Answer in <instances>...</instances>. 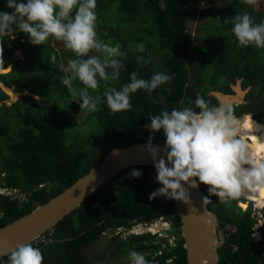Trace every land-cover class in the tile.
<instances>
[{
	"label": "trees",
	"instance_id": "trees-1",
	"mask_svg": "<svg viewBox=\"0 0 264 264\" xmlns=\"http://www.w3.org/2000/svg\"><path fill=\"white\" fill-rule=\"evenodd\" d=\"M215 1L226 9L232 6V11L238 13L247 11L255 23L264 21V1L244 9L240 8V0ZM114 3L119 4L117 11L120 21L127 25L136 24L132 33L146 36L147 40L143 41L140 36L137 39L145 44V51L141 53L121 38L119 29L111 31L110 35L117 39L127 55L120 58L124 68L120 71L119 79L109 81V84L119 90L130 82V73L133 71L142 79H150L156 72H164L172 79L151 95L143 89L131 94V110L113 114L106 104H101L99 110L90 112L87 118L96 119L89 135L80 129H71L62 116L64 107L72 108L75 113L81 111L82 102L79 99L67 94V103L60 106L49 97L47 81L55 84V92L64 91L65 86L60 82L64 73L57 67L53 75L51 66L47 65L46 79L42 75L38 76L34 87L26 83H21V86L14 83L19 77L15 75L16 70L20 71V64L25 66L31 57L23 48L29 42V37L19 31L16 32L17 39L6 36L3 41L4 63L0 64V70L9 66L11 70L0 74V82L6 87H15L18 93L28 91L39 99L25 96L8 108L4 105L0 107V186L25 194V200L21 202L0 195V228L61 193L100 163L112 148L148 142L150 135H154L153 142L164 139L162 130L155 134L147 130L149 116L163 110L179 109L187 105L189 100L194 101L198 95L214 105L218 104L205 95L212 88L204 92L201 89L205 87L195 89L197 69L201 73L200 81L212 84L218 77H243L244 85H252L251 94L263 97V105L256 106V109L234 107L235 114L250 113L252 110L264 123V49L238 47L231 23L220 25L216 31L217 36L225 35L222 38L223 48L192 46L189 41L188 23L198 15L205 22L216 11L215 7L202 10L201 0H97V23L101 13L108 11ZM0 11L13 10L7 7V0H0ZM216 38L199 31L196 40L214 42ZM148 49L156 55L155 62L147 54ZM17 50L22 53L23 61L13 58ZM190 50L193 52L191 56ZM68 56L74 57V53ZM137 57L150 58L151 63L146 65L142 61L138 62ZM59 62L56 61L57 64ZM101 89L103 92V82ZM6 99L7 95L0 89V104ZM21 104L26 107L23 108ZM80 135L86 138V142H82ZM134 169L141 172L139 178L130 175ZM40 185L42 187L39 188ZM159 187L156 170L150 166H134L118 174L55 226V236L60 241L42 247L44 264H95L104 262L106 256L117 257L132 250L147 254L149 259L154 258L155 264H186V252L180 237V218L175 214L173 201L163 196L149 200V195ZM200 188L204 197L208 196L207 186L200 184ZM209 199L211 202L207 203V207L217 215L221 228L234 229L218 250L219 264H264L260 257L253 255L254 249H250L251 245L255 249L260 246L264 248V241L256 242L252 237L256 220L252 218L250 210L242 211L236 206V200L231 201L229 206L220 203L216 196ZM258 201L254 203L258 204ZM160 219L168 225L166 232L174 237V242H169L168 237L157 238L146 232L131 234L125 240L117 236L111 240L113 245L103 254L93 259L89 257L87 249L100 244L104 232H114L118 228L129 231L138 225L149 226ZM0 264H9L8 256L0 258Z\"/></svg>",
	"mask_w": 264,
	"mask_h": 264
},
{
	"label": "clouds",
	"instance_id": "clouds-1",
	"mask_svg": "<svg viewBox=\"0 0 264 264\" xmlns=\"http://www.w3.org/2000/svg\"><path fill=\"white\" fill-rule=\"evenodd\" d=\"M240 2L255 6L258 0ZM7 7L13 11H0V64L4 63V38L15 39L14 32L26 34L33 45H43L50 37L62 42L76 58L69 59L67 64H57L53 56L51 62L64 73L60 82L74 96L78 95L81 109L96 112L101 104H106L113 114L128 111L133 107L131 94L143 89L151 95L172 79L164 72L142 79L133 71L130 82L119 90L109 84L119 79L124 68L120 58L127 53L119 42L107 43L98 36L97 0H7ZM224 23L232 24L238 47L264 49V21L255 23L245 11ZM135 51L143 53L145 44H136ZM137 60L146 65L151 63L150 58L137 57ZM74 81H79L82 87L74 88ZM101 82L102 94L92 95L90 90H98ZM148 119L147 130L152 134L162 130L165 137L163 149L153 143L154 135L148 137L145 146L161 185L149 195V200L163 196L190 206L189 188H198L200 184L208 188L203 204L216 196L220 203L230 206L233 200L264 193V153L256 152L264 144L261 138L264 126L257 124L251 114L237 117L232 103L214 105L198 95L179 109L163 110ZM130 175L139 178L141 172L134 169ZM8 258L9 264H44L41 249L31 242L16 245ZM128 261L155 264L154 258L149 259L147 254L136 250L130 251Z\"/></svg>",
	"mask_w": 264,
	"mask_h": 264
},
{
	"label": "water",
	"instance_id": "water-1",
	"mask_svg": "<svg viewBox=\"0 0 264 264\" xmlns=\"http://www.w3.org/2000/svg\"><path fill=\"white\" fill-rule=\"evenodd\" d=\"M1 85L9 88L0 82V89L3 92L5 91ZM233 91L236 95L211 91L209 96L215 99L218 104L232 103L238 105L243 103L244 93L241 92L239 86L233 88ZM16 93L18 99L25 96L32 97L28 91ZM33 97L35 99L37 96ZM14 102L9 101V103ZM153 143L161 149L164 147L158 142ZM146 144L147 142H141L126 147L112 148L104 155L100 163L90 168L85 175L79 177L61 193L47 202L37 205L26 215L1 227L0 258L8 256L16 245L30 242L44 232L55 228L59 222L78 209L83 202L121 172L134 166L154 168L150 154L146 151ZM189 192L192 200L190 206L181 201L172 200L175 214L180 218V237L186 252V264H219L218 250L226 243L220 221L217 215L208 209L207 203L203 204L204 195L200 185L198 188H189ZM239 205L243 208L246 204L239 203ZM262 219L255 224V229L259 228L258 225Z\"/></svg>",
	"mask_w": 264,
	"mask_h": 264
},
{
	"label": "rangeland",
	"instance_id": "rangeland-1",
	"mask_svg": "<svg viewBox=\"0 0 264 264\" xmlns=\"http://www.w3.org/2000/svg\"><path fill=\"white\" fill-rule=\"evenodd\" d=\"M258 1H264V0H258ZM118 6H119L118 3H114L111 5V8L108 11L101 13L100 20L97 23V34L105 42L114 44L117 42V39L115 37L111 36L110 33L113 30L116 31L119 29L121 38L126 39L128 41V44L130 47L135 48V45L140 43L137 41V39H139L140 34L137 35V33L136 34L132 33L135 31L134 26H136V24L127 25V24L123 23V21H120L121 17L117 11ZM248 6L249 5H245V4L241 3L240 8L244 9ZM210 7H215L216 11L212 15H210L208 17V19L205 20V22H204V19H200V16L198 15L195 20L188 23L187 34L189 36V41H190L192 46H201L202 45V46H205L206 48H211V47L217 48V49L223 48L224 42H222V40H223L222 38H224L225 35L222 34V36L221 35L217 36L216 31L220 27V25H222V26L228 25L229 23H227V24L224 23V20L229 19L231 17H234L238 13V11L237 12L232 11V10H234V8L232 6L231 7L229 6L228 9H226V8L222 7L219 3H217L215 0H201V9L202 10L208 9ZM217 17H219V19H217ZM205 25H206V27L204 28L203 26H205ZM129 26H132V27H130L129 31H128L127 28ZM199 31L200 32L203 31V35L212 34V36L214 35V37H217V38L214 40V42H211L207 39H203L202 42H198L196 40V37H197ZM130 34H134V35L131 36ZM13 35L15 36V39L18 38L16 32H14ZM226 35H228L227 32H226ZM140 37H142L143 41L147 40L146 36H140ZM23 48L25 49V52L27 54L31 55V57H29L27 59L28 63L25 66L20 64V71L17 72V70H16V72H15V75H19V77L17 76V80L14 83H18V85H20V86H21V83H26V85H29L32 87L36 86L37 77L40 75H42L43 79L45 80L46 79L45 68L47 65L51 66L50 70L52 71V74L54 75V73L56 71V67L51 62L53 56H55V57L58 56L56 61H60V62H63L65 64H67V61L69 59H75L76 58L75 54H74V57H69L68 54L72 53V52L66 50L64 48V45L62 42L57 41L51 37L43 45H33L29 42H26V44H24ZM192 53H193L192 50H190L189 56H191ZM91 54H97V53H91ZM147 54L150 57H152V62L156 61V55L152 54L151 49H148ZM13 58L20 60V61L24 60V57L19 50L15 51L13 53ZM10 70H11V66L8 67L7 69L3 70V71L1 70L0 74H5ZM207 77H209V73H208ZM223 80L224 79L222 77L221 78L218 77V79L214 80V84H212V82H209V83L211 85H215L217 88H219V87L221 88L225 85V81H223ZM204 82H206V81H204ZM46 85L48 87L47 90L48 91L50 90L49 91V95H50L49 97L53 98V101L57 102V104L60 106L61 105L63 106L67 103V100H68V98L66 97L67 94H69V96L71 95L73 98L79 99L78 95L74 96L72 93H70L67 90L66 87H64V91L62 90L61 92H55L54 91L55 90L54 89L55 84L52 81L51 82L47 81ZM73 87L78 89V88L82 87V85L80 84L79 81H74ZM195 89H199V88L195 87ZM207 89H209V87H205V89H201V92L202 91L204 92L205 90L207 91ZM53 93H54V95H53ZM90 93L92 95H99V94H102V89L100 87L95 92H92V90H90ZM5 94L7 95L8 98L3 103L0 104V107L4 105L6 108H8L9 106H11L12 104H14L15 102H17L19 100L18 94H16V92H15V87H10V89L5 91ZM35 100H38V99L35 98ZM9 101L10 102L15 101V102L9 103ZM51 101H52V99H51ZM23 106H24V104L22 105V107ZM25 107L26 106H24L23 108H25ZM252 112L254 113L255 111H252ZM25 113L26 112H24V114ZM89 115H90V112H88L86 109H82L78 113H75L72 110V108H70V107H64L62 110V116L71 129H75V130L80 129L83 133L87 132L90 135V129H94V125L96 124V119L92 118V117L87 119ZM253 117L256 121L263 122L257 115H253ZM80 138H81L82 142H86V138L84 136L80 135ZM12 198H14V197H12ZM251 198H252V196H251ZM240 202L247 204V206H250L252 208L250 210L252 217L258 218V217H260V214L264 215V213H263L264 209L262 211L258 210L255 207V203L246 201V199L244 197H241L239 200H236L237 205H239ZM242 210H243V208H242ZM159 224L160 223H155L154 226L147 227V228H149L148 230H151V232H150L151 234H154V233L157 234V232L161 229ZM158 228H160V229H158ZM258 230L260 231V229H258ZM128 235L129 234H123L121 236V238L125 240L130 236V235L129 236ZM161 235L164 236L165 238L168 237L169 242H171V243L174 242V237L169 236L167 232L161 233ZM110 236H111V234L106 236L105 237L106 239H104L105 240L104 245L106 246V249L104 248V250H107V248H109V246H111V244L113 245L112 241L110 240V239H112ZM156 237L159 238L158 236H156ZM104 250H102L99 245L95 244V245H93L87 249V253L89 254V257L91 259H93V258H96L97 256L103 254L102 252ZM128 256H129V253H123L122 255H118L117 257L106 256V260L104 262H98L95 264H129Z\"/></svg>",
	"mask_w": 264,
	"mask_h": 264
},
{
	"label": "flooded vegetation",
	"instance_id": "flooded-vegetation-1",
	"mask_svg": "<svg viewBox=\"0 0 264 264\" xmlns=\"http://www.w3.org/2000/svg\"><path fill=\"white\" fill-rule=\"evenodd\" d=\"M10 67V66H9ZM8 68V67H7ZM198 70V74H197V79H198V81H197V84H196V88H202V87H209V88H212V90H208L207 92H206V97L207 98H210L211 96H209V93L211 92V91H218V92H221V93H224V94H230V95H236V93L233 91V88H235V87H237V86H239V88H240V90H241V92H243L244 93V95H243V98H242V101H243V103H241V104H238V105H233L235 108H237V109H239V108H241V109H244V108H246V107H250V108H253L254 109V107H255V109L257 108V107H261V105H263V102H261L262 101V99H263V97L261 96V97H258V96H256V95H252L251 94V91H252V85H248V84H246V85H244L245 84V79L243 78V77H240V76H228V77H226L223 81H225V85L223 86V87H219V88H213L214 86L213 85H211L209 82H204V81H200V70L199 69H197ZM9 72V71H8ZM215 89V90H214ZM16 92V91H15ZM8 98V97H7ZM212 98V97H211ZM215 100V99H214ZM218 103V102H217ZM257 106V107H256ZM246 114V113H245ZM249 114H251L252 115V117H253V115H256V112H250ZM236 115V114H235ZM243 114H241V115H236L237 117H240V116H242ZM254 118V117H253ZM257 124H259V125H261V126H264V124H262V123H259V122H257V121H255ZM261 194V195H260ZM260 194H256V195H252V198L251 199H246V201H248V202H253L254 203V201H258V204L257 203H255V207L257 208V209H262V207H264V193H260ZM256 196H257V198H256ZM256 198V199H255ZM242 203V202H241ZM247 205V204H246ZM236 206L237 207H239V208H241L240 207V205H237V203H236ZM252 208L250 207V206H247V208H243V210H242V208H241V210L242 211H246V210H251ZM264 209V208H263ZM262 209V210H263ZM262 210H260V211H262ZM250 213H251V211H250ZM264 213V212H263ZM252 218H254V217H252ZM262 218H264V215H262V214H260V217H258V218H254L256 221H255V223H254V226H255V224L260 220V219H262ZM221 226V225H220ZM254 226H253V228H252V237L254 238V241H256V242H263L264 241V237H263V232H264V224L262 225V226H260L259 228H257V229H255L254 228ZM222 229V228H221ZM258 229H260V231L258 230ZM234 229L232 228H229V227H226V228H224L223 229V231H224V235H225V239H226V241H227V238H228V236H229V234L231 233V231H233ZM104 239H106L105 237H103V239L101 240V242H100V244H98L97 243V245H99L100 247H101V249L102 250H104V248L106 249V246L104 245V243H105V240ZM110 240H112V239H110ZM95 245V244H94ZM253 245H251L250 246V249H254V251H252L253 252V255L255 254L256 255V257H260V259L262 260V262L264 263V260H263V257H264V248L263 247H258L257 249H255V247L253 246Z\"/></svg>",
	"mask_w": 264,
	"mask_h": 264
},
{
	"label": "built area",
	"instance_id": "built-area-1",
	"mask_svg": "<svg viewBox=\"0 0 264 264\" xmlns=\"http://www.w3.org/2000/svg\"><path fill=\"white\" fill-rule=\"evenodd\" d=\"M158 143L162 144L164 146L165 144V137L162 140H158ZM42 187V185L39 186V188ZM6 194V195H5ZM0 195L6 196V197H14L12 199H17L19 202L25 200V194L19 192L16 189L13 188H6V187H2L0 186ZM12 196V197H11ZM156 223H160L159 226L160 229L157 234L154 233L152 235H156L159 238H163L164 236L161 235V233H165L168 229V225L162 220H158L156 221ZM151 226H154V224H152ZM149 228H147V225H138L136 226L134 229L126 231L123 228H118L116 229L114 232L111 231H106L103 233V236L106 237L109 234H111V238L113 239L114 237H121L123 234H141V233H145ZM150 232V231H149ZM55 229L52 228L46 232H44L43 234L39 235L38 237L34 238L32 241H30L34 247H39L40 249H42V247L53 244V243H59L60 240H58L55 236ZM128 235V236H129Z\"/></svg>",
	"mask_w": 264,
	"mask_h": 264
},
{
	"label": "bare ground",
	"instance_id": "bare-ground-1",
	"mask_svg": "<svg viewBox=\"0 0 264 264\" xmlns=\"http://www.w3.org/2000/svg\"><path fill=\"white\" fill-rule=\"evenodd\" d=\"M1 87H2V89H4V91H7L8 89H10V88H5V87H3L2 85H1ZM16 94H17V93H16ZM262 131H264V129H262ZM261 138L264 139V136H262ZM256 152H257L258 155L261 154V153H264V144H261L260 147L256 149ZM244 198H245V199H250L251 196H249V197H244ZM240 203H241V202H240ZM242 204H244V203H242ZM245 206H246V205H244L243 208H245ZM263 208H264V207H262V209H263ZM262 209H258V210H262ZM263 224H264V219H262V220L260 221L258 227H260V226L263 225Z\"/></svg>",
	"mask_w": 264,
	"mask_h": 264
}]
</instances>
